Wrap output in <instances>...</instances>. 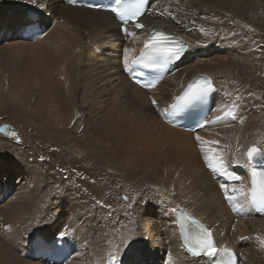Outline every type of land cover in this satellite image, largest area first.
<instances>
[{
  "label": "bare ground",
  "instance_id": "1",
  "mask_svg": "<svg viewBox=\"0 0 264 264\" xmlns=\"http://www.w3.org/2000/svg\"><path fill=\"white\" fill-rule=\"evenodd\" d=\"M154 2L139 22L189 47L147 93L123 72L147 32L124 44L107 13L0 0V264H45L32 259L45 236L73 243L68 264H104L112 254L125 264H207L182 252L177 209L206 223L239 264H264V217L250 207L245 155L253 143L264 152V0ZM35 23L46 35L24 41L21 29ZM201 75L215 86L211 127L195 135L170 128L164 111ZM39 106H52L51 115ZM26 127L52 135V165L35 142L32 153L22 150ZM206 155L227 174L213 173Z\"/></svg>",
  "mask_w": 264,
  "mask_h": 264
},
{
  "label": "snow or ice",
  "instance_id": "2",
  "mask_svg": "<svg viewBox=\"0 0 264 264\" xmlns=\"http://www.w3.org/2000/svg\"><path fill=\"white\" fill-rule=\"evenodd\" d=\"M145 0H114L113 5L109 10L115 15V17L121 22L122 25L134 24L136 29L144 27L139 22L140 17L143 15L142 8ZM124 31L127 33L128 29L125 27ZM127 52V50H125ZM185 51V46L177 45L173 39L166 36L163 32H154L150 39L145 42L144 51L141 52V59L135 63L140 64L143 67H150L154 64H167L171 60L179 59ZM125 70H129L127 67V56L125 57ZM133 71L135 69H132ZM213 91L211 81H200L195 85H189L187 91L183 95L176 98V102L169 106L171 112L179 111L180 109L196 102L203 100L210 92ZM153 105H156V101L153 100ZM158 107V106H157ZM226 116L232 115L235 119V115L230 112L225 113ZM219 119V117H217ZM243 118L240 123L243 124ZM203 126V125H201ZM200 138L197 137V140ZM248 163L255 165L256 163H264V152L260 151L256 147H250L245 153ZM205 162L208 168L213 173L227 174L223 168V161L221 159H210L205 156ZM221 188L225 192L226 200L231 204L235 199L234 194H229L225 185H221ZM240 189H233V193L240 192ZM256 182L253 181L252 197L257 196ZM241 194H243L241 192ZM259 194L264 197V185H261ZM184 247L194 257L206 256L212 259L217 255V249L214 247L211 234L207 230L201 228L199 233L195 236L184 237ZM221 254L232 257V253L227 249L219 250Z\"/></svg>",
  "mask_w": 264,
  "mask_h": 264
},
{
  "label": "rangeland",
  "instance_id": "3",
  "mask_svg": "<svg viewBox=\"0 0 264 264\" xmlns=\"http://www.w3.org/2000/svg\"><path fill=\"white\" fill-rule=\"evenodd\" d=\"M33 10L32 9H28L27 11H26V14L28 13V14H32L33 16H37V15H35V13H33L32 12ZM38 17V16H37ZM24 61V62H23ZM22 64H21V63ZM26 64V62H25V60H19V64H21V65H25ZM50 91H52V84L49 86V88H48ZM31 99V98H30ZM36 100H37V98H35ZM52 101V100H51ZM52 104V103H51ZM39 109L44 113V116H47V111H48V114L49 115H51V113H52V106H50V107H42V106H39ZM28 127H26V130H24V134H25V136H27V141L26 142H24V144H22V146H23V148H22V150H28V152H30V153H32V146H31V144L30 143H32V142H35L36 143V146H35V148H36V150H35V152H41L42 154H46V156L44 155V158L42 159V161L43 160H46V161H49V163H51V165H52V135H51V137L50 138H47V137H45V135H43L40 131H39V129L36 127V128H28ZM38 134V139H36L35 141H33L32 139H34V136L35 135H37ZM22 136V135H21ZM21 142L19 141L18 142V144H20ZM34 143V144H35ZM250 147H256V148H258L260 151H262L261 150V147H260V145L259 144H257V143H253L251 146H249V148ZM248 148V149H249ZM51 152V154H48V153H50ZM42 154H37V156H41ZM247 157V156H246ZM89 165H92V163H90ZM255 166V165H254ZM51 182H52V178H50L49 179ZM47 194L48 195H52V186L47 190ZM125 198H127V195H125L124 196V199ZM47 242H49L50 240L45 236V238H44ZM149 263V262H148Z\"/></svg>",
  "mask_w": 264,
  "mask_h": 264
},
{
  "label": "water",
  "instance_id": "4",
  "mask_svg": "<svg viewBox=\"0 0 264 264\" xmlns=\"http://www.w3.org/2000/svg\"><path fill=\"white\" fill-rule=\"evenodd\" d=\"M256 165H258V166H261V165H262V163H256Z\"/></svg>",
  "mask_w": 264,
  "mask_h": 264
}]
</instances>
